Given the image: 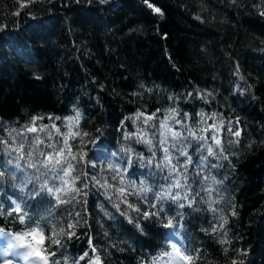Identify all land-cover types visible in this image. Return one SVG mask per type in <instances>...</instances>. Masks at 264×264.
Segmentation results:
<instances>
[{"label":"trees","instance_id":"obj_1","mask_svg":"<svg viewBox=\"0 0 264 264\" xmlns=\"http://www.w3.org/2000/svg\"><path fill=\"white\" fill-rule=\"evenodd\" d=\"M149 2L0 0V248L264 264V0Z\"/></svg>","mask_w":264,"mask_h":264},{"label":"snow or ice","instance_id":"obj_2","mask_svg":"<svg viewBox=\"0 0 264 264\" xmlns=\"http://www.w3.org/2000/svg\"><path fill=\"white\" fill-rule=\"evenodd\" d=\"M17 2L20 5V8L23 9L25 7L30 6V4L32 3H37V2H42V0H27V2H25V0H17ZM49 3L52 2V0H48ZM107 2V0H101V3H105ZM144 2L147 4V6L149 8H151L153 10V12L163 16V11L158 8L155 7L152 3L149 2V0H144ZM15 14H19V12L15 13ZM262 15H264V13H261ZM151 118V117H149ZM27 131L33 132L36 131V129L33 128H28ZM228 131L235 137H239L240 136V131L236 130V131H232L231 128L228 129ZM180 134L178 132H174L173 133V138L178 137ZM213 141L215 142V144L219 147L221 145V141L216 137L213 136L212 137ZM167 151V150H165ZM182 155H187V153L182 152ZM208 154L209 156L214 155L213 150L211 147L208 148ZM57 155H63V152L61 151L60 153H57ZM72 159H76L75 156L72 157ZM47 160L49 162H52L53 157L49 156L47 157ZM43 163V162H42ZM55 164H62V161L59 159L55 160ZM45 167H47V164H44ZM187 166V165H185ZM72 165L69 163L68 164V169H72ZM68 169H64L65 171V175H68ZM145 191L147 189H144ZM49 192L52 191V189H48ZM123 191V190H121ZM183 206V205H181ZM129 207H131V205H129ZM135 211H139V209H134ZM14 211L16 213H20L21 209L19 207V205H17V207L14 209ZM145 218H150L151 216L156 215V213H150V212H145L143 213ZM20 222L24 223V216H20ZM131 222V220H130ZM138 226V225H137ZM171 226V222H169V225ZM0 235H8L6 233L3 232V230H0ZM31 237V241H28L27 238ZM14 239L16 240V244H12L10 245L13 249H16L17 247L19 248H23L25 249V251L23 253H19V252H14V253H10V255H17V256H22L23 259L27 262V264H49V255H51L50 253L47 252L46 248L44 247L45 241L46 240H50L51 237H46L45 234L43 233V231H41L39 229V225H37L36 228L30 229L27 232H23L17 236L14 237ZM27 241V242H26ZM56 243H59V241H56ZM172 249H173V253L174 258L178 257L179 260L184 261V264H192V260L193 257L191 255H185L184 253L181 252L180 248H178L176 246V244H172ZM95 250V249H93ZM84 255H87V253H85ZM165 255H169L172 256L171 253H165ZM84 257L82 256L81 259H83ZM99 258H97L98 261ZM5 264H7V261L5 262ZM52 264H55V262L53 261Z\"/></svg>","mask_w":264,"mask_h":264},{"label":"rangeland","instance_id":"obj_3","mask_svg":"<svg viewBox=\"0 0 264 264\" xmlns=\"http://www.w3.org/2000/svg\"><path fill=\"white\" fill-rule=\"evenodd\" d=\"M9 257H11V258H9ZM13 260L14 261H18V263H14ZM6 261H7V264H25L23 262L24 261L23 258L22 259H18L15 256L10 255V250L9 249L0 248V264H5ZM162 264H184V261L179 260L178 257L174 258V256H173L172 259H167Z\"/></svg>","mask_w":264,"mask_h":264}]
</instances>
